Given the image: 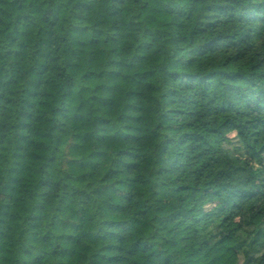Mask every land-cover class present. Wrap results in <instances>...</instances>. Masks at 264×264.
Here are the masks:
<instances>
[{
	"label": "trees",
	"instance_id": "trees-1",
	"mask_svg": "<svg viewBox=\"0 0 264 264\" xmlns=\"http://www.w3.org/2000/svg\"><path fill=\"white\" fill-rule=\"evenodd\" d=\"M0 264H264V0H0Z\"/></svg>",
	"mask_w": 264,
	"mask_h": 264
}]
</instances>
